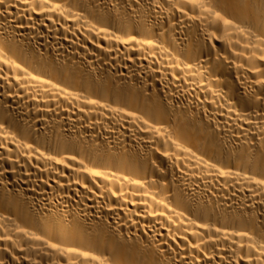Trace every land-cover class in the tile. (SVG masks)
I'll list each match as a JSON object with an SVG mask.
<instances>
[{"label": "bare ground", "instance_id": "6f19581e", "mask_svg": "<svg viewBox=\"0 0 264 264\" xmlns=\"http://www.w3.org/2000/svg\"><path fill=\"white\" fill-rule=\"evenodd\" d=\"M0 264H264V0H0Z\"/></svg>", "mask_w": 264, "mask_h": 264}]
</instances>
